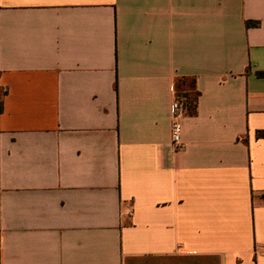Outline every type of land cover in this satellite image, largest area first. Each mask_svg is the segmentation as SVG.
Returning <instances> with one entry per match:
<instances>
[{"label":"crops","instance_id":"crops-1","mask_svg":"<svg viewBox=\"0 0 264 264\" xmlns=\"http://www.w3.org/2000/svg\"><path fill=\"white\" fill-rule=\"evenodd\" d=\"M259 132L264 0H0V264H264Z\"/></svg>","mask_w":264,"mask_h":264},{"label":"built area","instance_id":"built-area-1","mask_svg":"<svg viewBox=\"0 0 264 264\" xmlns=\"http://www.w3.org/2000/svg\"><path fill=\"white\" fill-rule=\"evenodd\" d=\"M174 90V87H173ZM186 117L185 105L176 98L171 105V135L172 146L175 151H180L184 147L182 139L183 120Z\"/></svg>","mask_w":264,"mask_h":264},{"label":"trees","instance_id":"trees-1","mask_svg":"<svg viewBox=\"0 0 264 264\" xmlns=\"http://www.w3.org/2000/svg\"><path fill=\"white\" fill-rule=\"evenodd\" d=\"M249 25H253V23H249ZM264 135V132L262 133V132H259L258 133V136L260 137V136H263Z\"/></svg>","mask_w":264,"mask_h":264}]
</instances>
